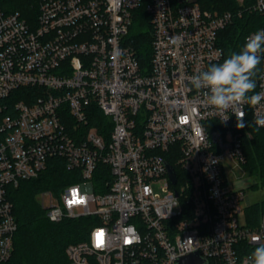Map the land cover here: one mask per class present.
Returning <instances> with one entry per match:
<instances>
[{"label":"built area","instance_id":"1","mask_svg":"<svg viewBox=\"0 0 264 264\" xmlns=\"http://www.w3.org/2000/svg\"><path fill=\"white\" fill-rule=\"evenodd\" d=\"M140 7L153 26L146 72L128 41ZM253 10L264 18V0ZM233 19L172 0H39L32 24L0 7V264L18 232L10 189L55 158L78 182L39 194L46 216L97 222L69 245L67 264H178L195 253L207 264H247L252 237L264 240V215L250 225L253 184L239 171L264 100L241 106L248 126L237 128L233 110L224 121L206 90L190 85L224 58L218 36ZM99 110L105 134L90 126ZM161 181L164 195L153 188Z\"/></svg>","mask_w":264,"mask_h":264},{"label":"trees","instance_id":"2","mask_svg":"<svg viewBox=\"0 0 264 264\" xmlns=\"http://www.w3.org/2000/svg\"><path fill=\"white\" fill-rule=\"evenodd\" d=\"M256 1L244 0L240 4L238 0H197L196 3L203 11L216 14L230 12L234 16L233 22L220 31L218 36V45L224 52L222 61L233 51H239L245 38L263 26L264 18L253 10ZM172 4L175 8L184 5L179 0H172ZM0 7L6 14L19 12L32 24L38 17L39 0H0ZM128 41L142 70H150L153 58V26L144 7L133 11ZM263 66L264 58L257 69L256 89ZM97 114L98 120L92 121L90 126L105 134L104 127H109L110 130V123L100 110ZM249 130L252 137L244 140L243 167L256 180L252 188L264 189V129L257 130L255 126H249ZM74 175L66 169L62 159L55 158L50 160L48 169L40 177L25 180L18 187L10 189L9 197L13 203L18 232L14 240L13 254L5 264H67L69 245L88 238L97 225L95 218L79 217L54 223L46 216V210L38 198L46 190L59 194L64 187L77 183ZM246 212L250 225L256 226L264 215V200L250 205Z\"/></svg>","mask_w":264,"mask_h":264},{"label":"clouds","instance_id":"3","mask_svg":"<svg viewBox=\"0 0 264 264\" xmlns=\"http://www.w3.org/2000/svg\"><path fill=\"white\" fill-rule=\"evenodd\" d=\"M178 38H173L176 42ZM264 58V29L245 38L239 51L230 53L221 63H213L190 77V85L196 90H206L205 103L215 109L227 121L228 111L233 110L237 128L248 126L244 120L242 105H260L264 92H256L257 69ZM257 130L264 127V115L253 121ZM255 245L247 264H264V240L252 237Z\"/></svg>","mask_w":264,"mask_h":264},{"label":"rangeland","instance_id":"4","mask_svg":"<svg viewBox=\"0 0 264 264\" xmlns=\"http://www.w3.org/2000/svg\"><path fill=\"white\" fill-rule=\"evenodd\" d=\"M238 1L240 4H242L244 2V0H238ZM237 172H238V170H237ZM239 176L243 177V180L247 181L246 183L249 185L256 183V180L254 178L250 177L247 172H245L244 167H243L242 171L241 170L239 171ZM153 188L157 193L164 195V182L163 181L153 183ZM246 196H247V199L245 200L244 204L253 205L257 202L264 200V189L259 188V189L255 190L253 188H247L246 189ZM94 208H95V206L92 205V209H94Z\"/></svg>","mask_w":264,"mask_h":264},{"label":"water","instance_id":"5","mask_svg":"<svg viewBox=\"0 0 264 264\" xmlns=\"http://www.w3.org/2000/svg\"><path fill=\"white\" fill-rule=\"evenodd\" d=\"M197 0H179L180 4H192L196 3ZM168 168L170 170V177L173 182V184H176L177 182V176L173 170V168L168 164ZM178 264H207L204 260H202L198 254H192L187 257H184L179 260Z\"/></svg>","mask_w":264,"mask_h":264}]
</instances>
